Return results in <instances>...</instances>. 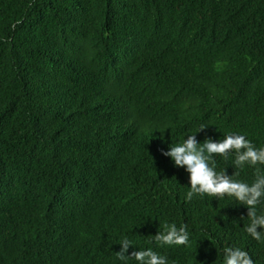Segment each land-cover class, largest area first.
<instances>
[{
	"label": "trees",
	"instance_id": "obj_1",
	"mask_svg": "<svg viewBox=\"0 0 264 264\" xmlns=\"http://www.w3.org/2000/svg\"><path fill=\"white\" fill-rule=\"evenodd\" d=\"M192 133L264 147V0H0V264H122L123 239L168 264L226 246L264 264L246 206L186 199L163 153ZM229 152L216 170L251 183ZM168 224L189 246L155 242Z\"/></svg>",
	"mask_w": 264,
	"mask_h": 264
},
{
	"label": "clouds",
	"instance_id": "obj_2",
	"mask_svg": "<svg viewBox=\"0 0 264 264\" xmlns=\"http://www.w3.org/2000/svg\"><path fill=\"white\" fill-rule=\"evenodd\" d=\"M201 124L198 130H202ZM197 130V131H198ZM196 131V132H197ZM195 132V133H196ZM195 133L188 134L187 139L172 144L163 155L169 157L177 167H182L189 174V190L186 199L194 196H211L223 199H235L248 209L250 220L245 231L256 241L264 240V147H256L244 135L226 134L219 142L206 139L199 143ZM229 150L235 153V164L243 169L246 165L255 169V178L251 183L228 176L224 169L217 171L213 154L227 159L231 157ZM259 228V231L257 230ZM155 242L168 246H189L190 233L187 226L177 228L175 224L164 225L163 231L154 235ZM121 248L117 252V260L128 264L129 259H134L135 264H168L167 257L154 251L152 248L138 249L128 253L132 242L123 239ZM223 264H255L249 252L238 246L223 248Z\"/></svg>",
	"mask_w": 264,
	"mask_h": 264
}]
</instances>
